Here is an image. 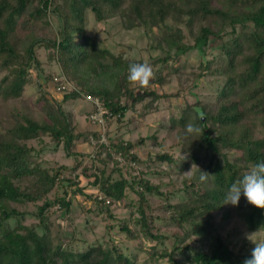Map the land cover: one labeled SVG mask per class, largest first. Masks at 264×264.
I'll return each instance as SVG.
<instances>
[{
  "label": "trees",
  "instance_id": "trees-1",
  "mask_svg": "<svg viewBox=\"0 0 264 264\" xmlns=\"http://www.w3.org/2000/svg\"><path fill=\"white\" fill-rule=\"evenodd\" d=\"M89 10L98 23L120 15L127 28L159 29L156 45L168 47L164 62L174 48L197 49L202 55L211 44L220 49L221 63L215 66L216 56L203 60L196 75L197 79L211 75L218 80L212 97L208 101L198 97L179 116L170 118L177 143L186 154L184 165H199L195 176L182 179L183 187L177 188L169 172L152 167L155 162L174 164L177 157L172 152L149 154L143 160L135 148L145 144L147 137L132 142L110 135L105 144L97 131H77L64 108L67 101L92 94L122 123L138 103L168 95L148 87L136 93L127 77H120V69L127 73L133 62L115 56L103 40L88 35ZM52 15L59 21L57 30ZM41 48L79 83V90L65 92L56 104L40 96L42 119L14 108L13 123L5 126L0 115L4 130L0 131V264H136L130 253L115 244L75 248L54 240L46 212L58 206L71 213L74 200L84 193L76 172L86 173L88 168L77 146L88 137L97 139L94 161L98 164L90 176L99 193L87 197L105 207L112 218L113 203L125 202L127 190L135 193L137 216L119 220V230L129 240L147 239L148 259H166L168 264H243L254 244L247 251L233 249L227 236L218 231L215 214L221 212L222 221L238 217L246 230L264 233V209L243 196L238 206L223 204L231 184L250 165L264 161V0H0V100H21L33 81V70L42 67L37 53ZM115 71L110 88L106 79ZM163 79L160 76L156 81ZM124 98L129 102L124 103ZM188 124L200 132L186 133ZM256 129L262 132L260 136ZM44 136L50 145L37 149L29 144ZM47 148L63 149L72 164L40 157ZM233 150H240L238 157L231 158ZM115 154L147 170L134 173L129 165L119 166ZM176 194L182 199L174 203ZM31 203L37 207L33 214L38 222L28 225L29 211L20 206ZM162 213L172 224L169 229L157 224ZM191 237H195L193 243L187 242ZM171 238L169 249L164 240ZM258 242H264V235ZM176 252L185 257L177 260Z\"/></svg>",
  "mask_w": 264,
  "mask_h": 264
},
{
  "label": "rangeland",
  "instance_id": "rangeland-1",
  "mask_svg": "<svg viewBox=\"0 0 264 264\" xmlns=\"http://www.w3.org/2000/svg\"><path fill=\"white\" fill-rule=\"evenodd\" d=\"M51 22L55 30H57L59 21L55 15L51 16ZM87 31L88 35H95L103 40V46L110 49L115 56L128 59L133 63L148 62L152 66L154 73L148 89L158 93L166 92L168 95L159 100H153L148 97L146 101L132 107L127 112L122 123L118 122L116 118H109L102 125L94 121V105L85 97L69 100L64 103V108L71 114L77 131L88 132L93 130L97 131L100 136L104 134L106 138L102 142L105 144L110 142V135L116 139L123 138V140L132 142L138 141L141 137H147L145 144L135 148L137 154L145 160L149 154H156L164 150L172 152L177 157V161L174 164L155 162L152 167L169 172L172 174L171 178L176 182L177 188L183 187L182 179L185 176H195L199 165H192L191 167L184 165L186 154L183 152L182 146L177 143L176 131L170 127V118L171 116H179L189 103H195L198 97L207 101L212 97L218 80H214V76L211 75L197 79L196 75L200 72V65L203 60H210L216 56L215 66L221 63L220 49L216 45L211 44L206 54L202 55L197 49L184 52L174 48L171 49L167 62H164L163 58L167 56L168 47L165 44H163V48L156 45L157 39L161 35L159 29L155 28L152 31L149 27L145 28L142 26L127 28L120 15L112 17L103 23H98L90 10L88 11ZM184 31L187 33L186 28ZM189 42L192 43L191 40ZM37 53L42 61V67L40 70H33V81L27 86L21 100H10L9 102L0 100V115L3 114L2 123L5 126L9 125L10 122L13 123L11 114L14 108L20 111L27 110L39 119L45 118L41 110L42 101H40V96L44 95L53 104H56L57 101L63 99L65 92L71 90L59 91L56 88L53 79L51 80L49 76L62 72L60 64L56 60H49L48 51L45 48L38 49ZM120 70V77L125 79L128 72L126 73L125 68ZM116 72H113V75ZM160 76H163V81H156ZM67 77L71 81L72 86L79 85L75 79L68 75ZM115 80V75L111 76V79H106L110 88L114 87ZM130 87L136 93H142L144 90L138 85L130 84ZM123 102L128 103L129 101L124 98ZM147 102H151L149 107L145 105ZM2 128L3 125L0 124V131L3 130ZM256 132L257 136L262 134L259 129H256ZM154 138H157V140ZM29 144L38 149L41 146H46V144L50 145V141L47 136H44L29 141ZM96 146L97 139L94 137L82 138L77 146V149L85 154L84 166L88 170L86 173H83L82 169L76 172V180L83 187L84 193L79 194L74 200L71 213H64L58 206L51 207L46 212L55 242L73 244L75 248H81L88 244H104L106 246L115 244L122 248L125 253H130L136 264H168L169 262L166 259L157 262L148 259V254L144 250L148 241L143 236H139L138 240H129L119 230V220L137 216V196L133 191L127 190L128 197L125 202L113 203L111 210L114 217L112 218L105 207L101 208L100 204L87 197L90 194L97 196L99 193L98 188L91 185L93 177L90 176L95 171V165L98 164V162L94 161ZM231 152V158L238 157L240 154V150ZM42 153V155H39L40 157L49 161H57L60 164L70 165L73 161L63 149L53 151L52 148H47ZM114 158L119 161V166H131L134 173L147 170L145 165L127 161L117 154L114 155ZM113 163L111 166H114ZM53 196L54 194L50 195L51 198ZM180 199L182 197L176 194L173 202L177 203ZM42 203L43 201L38 202V204ZM20 208L29 211L25 220L26 224L38 222L37 217L33 214L37 208L35 204L23 205ZM165 216L167 214L162 213L161 218L157 220V224L162 229H169L172 224L168 223L169 218ZM215 217L219 222L218 231L227 236L232 248L236 251H247L252 248L253 243L246 238V234L253 233L252 238L255 242H258L264 235L262 231L251 232L246 230L238 217L222 221L221 212L216 213ZM11 223L13 224V222ZM131 226L139 231L138 225L134 222H132ZM168 234L173 235L170 232ZM74 237L77 238L76 242L72 241ZM194 239L195 237H191L187 239V242L193 243ZM164 241L165 246L170 249L174 239H165ZM175 257L179 260L185 255L182 252H176Z\"/></svg>",
  "mask_w": 264,
  "mask_h": 264
},
{
  "label": "clouds",
  "instance_id": "clouds-1",
  "mask_svg": "<svg viewBox=\"0 0 264 264\" xmlns=\"http://www.w3.org/2000/svg\"><path fill=\"white\" fill-rule=\"evenodd\" d=\"M153 76L152 66L148 62L129 65L127 80L131 85L147 88ZM185 129L188 134L200 132V129L192 124L186 125ZM242 196L248 203L264 209V161L250 165L242 176L231 184L224 194L223 204L238 206ZM252 237L253 233L246 234V238L254 244V247L243 264H264V242H255Z\"/></svg>",
  "mask_w": 264,
  "mask_h": 264
},
{
  "label": "built area",
  "instance_id": "built-area-1",
  "mask_svg": "<svg viewBox=\"0 0 264 264\" xmlns=\"http://www.w3.org/2000/svg\"><path fill=\"white\" fill-rule=\"evenodd\" d=\"M53 82L59 91H66L67 89L79 90L77 86H72L71 81L63 72L54 75ZM85 98L90 101L95 107V113L93 115V119L95 122H98L102 125L105 124L106 119L116 118V116L104 106L99 97L92 94H87ZM101 137V141H105V135L101 134Z\"/></svg>",
  "mask_w": 264,
  "mask_h": 264
}]
</instances>
